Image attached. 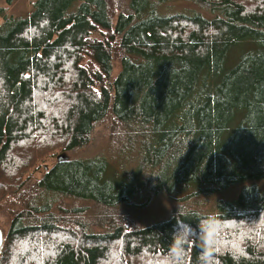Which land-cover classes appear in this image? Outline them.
Listing matches in <instances>:
<instances>
[{"label":"trees","instance_id":"1","mask_svg":"<svg viewBox=\"0 0 264 264\" xmlns=\"http://www.w3.org/2000/svg\"><path fill=\"white\" fill-rule=\"evenodd\" d=\"M175 1L0 7V264H264V0Z\"/></svg>","mask_w":264,"mask_h":264},{"label":"rangeland","instance_id":"2","mask_svg":"<svg viewBox=\"0 0 264 264\" xmlns=\"http://www.w3.org/2000/svg\"><path fill=\"white\" fill-rule=\"evenodd\" d=\"M33 2L34 0H14L11 4H8L6 0H0V7H4L6 9V13L8 15H12L14 17H25L33 10ZM167 5L168 11L165 13H170V9L172 10H197L196 6L190 2H180L172 0ZM2 19V18H1ZM3 20H0V24ZM118 70L116 69L115 72ZM109 123L100 124L96 127L93 133V140L89 146L84 149H81L72 156L76 157H93L99 154H106L110 152L109 149ZM54 163V159H49L47 164L52 165ZM116 166H120L117 162L114 163ZM261 185L264 182H260ZM243 183L235 184L230 190L224 192L221 196L226 199L235 198L241 188L243 187ZM174 208V203L169 200L166 196H159L155 200H153L148 206L135 212L136 218L139 220V225H146L155 221L165 220L169 217V213ZM9 210H0V227L3 231L7 229V223L9 220L8 216Z\"/></svg>","mask_w":264,"mask_h":264},{"label":"water","instance_id":"3","mask_svg":"<svg viewBox=\"0 0 264 264\" xmlns=\"http://www.w3.org/2000/svg\"><path fill=\"white\" fill-rule=\"evenodd\" d=\"M62 157H63V155L60 154V155L58 156V160L60 161V160L62 159ZM3 237H4L3 230H2V228L0 227V248H1L2 243H3Z\"/></svg>","mask_w":264,"mask_h":264}]
</instances>
